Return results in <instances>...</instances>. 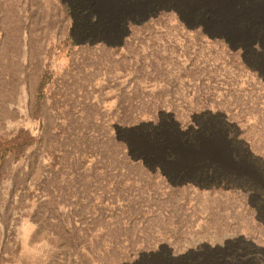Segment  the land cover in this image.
I'll return each instance as SVG.
<instances>
[{
    "label": "rangeland",
    "instance_id": "obj_1",
    "mask_svg": "<svg viewBox=\"0 0 264 264\" xmlns=\"http://www.w3.org/2000/svg\"><path fill=\"white\" fill-rule=\"evenodd\" d=\"M77 1L0 0V141L32 139L0 173V264L18 231L25 264L264 254V0Z\"/></svg>",
    "mask_w": 264,
    "mask_h": 264
},
{
    "label": "trees",
    "instance_id": "obj_2",
    "mask_svg": "<svg viewBox=\"0 0 264 264\" xmlns=\"http://www.w3.org/2000/svg\"><path fill=\"white\" fill-rule=\"evenodd\" d=\"M73 2L74 4L78 3L77 0H73ZM201 132H204V134L207 136L219 132L231 136V131L229 130V128H227V126H225L217 118H214L211 124H208L206 127L202 128ZM144 134L150 142L152 143L157 142V144L163 149L164 157L166 160L173 161L175 159V156L171 152L169 144L161 136L160 131L158 129L155 128V129L146 130L144 131ZM197 135L198 132H195L191 134L189 137L183 138L182 141L187 142L188 144H195ZM31 143H32V139H30L28 136L24 134H18L9 141H5V142L0 141V173L2 171L4 159L8 155L11 154L14 155L16 161L20 160V157L24 153L25 149L29 147ZM229 145L234 152V156H245L243 149L233 139H229ZM179 173L180 176L189 174V172L186 170H181ZM201 180L204 183H218L222 181L229 182L232 180V177L225 176L220 170L215 169L213 167L212 169L203 170ZM222 259L223 257H221V260ZM226 261H227L226 264H264V254L260 252L258 254H255L251 252L240 251V253H236L234 255H230L229 257H227Z\"/></svg>",
    "mask_w": 264,
    "mask_h": 264
},
{
    "label": "crops",
    "instance_id": "obj_3",
    "mask_svg": "<svg viewBox=\"0 0 264 264\" xmlns=\"http://www.w3.org/2000/svg\"><path fill=\"white\" fill-rule=\"evenodd\" d=\"M32 241V232H20L16 233V246L20 247L17 256L14 254H5L4 256L8 259H12L14 263L10 262L8 264H25V261H29L32 257L34 249L31 246Z\"/></svg>",
    "mask_w": 264,
    "mask_h": 264
},
{
    "label": "bare ground",
    "instance_id": "obj_4",
    "mask_svg": "<svg viewBox=\"0 0 264 264\" xmlns=\"http://www.w3.org/2000/svg\"><path fill=\"white\" fill-rule=\"evenodd\" d=\"M105 2V1H104ZM103 3V2H102ZM215 147V146H214ZM212 149V148H211ZM213 150H216V149H213ZM218 151V150H217Z\"/></svg>",
    "mask_w": 264,
    "mask_h": 264
}]
</instances>
